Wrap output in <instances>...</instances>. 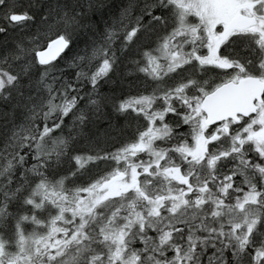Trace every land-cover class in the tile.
<instances>
[{
	"label": "snow or ice",
	"instance_id": "1",
	"mask_svg": "<svg viewBox=\"0 0 264 264\" xmlns=\"http://www.w3.org/2000/svg\"><path fill=\"white\" fill-rule=\"evenodd\" d=\"M0 264H264V0H0Z\"/></svg>",
	"mask_w": 264,
	"mask_h": 264
}]
</instances>
